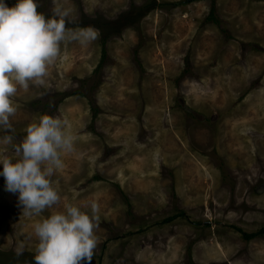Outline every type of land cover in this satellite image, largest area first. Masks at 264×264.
<instances>
[{"label":"rangeland","instance_id":"rangeland-1","mask_svg":"<svg viewBox=\"0 0 264 264\" xmlns=\"http://www.w3.org/2000/svg\"><path fill=\"white\" fill-rule=\"evenodd\" d=\"M56 4L96 39L62 42L46 84L17 87L0 136L18 143L47 113L74 151L51 177L60 202L38 215L0 177V264H34L32 225L64 203L91 215L92 201L82 264H264V235L246 237L264 227V0Z\"/></svg>","mask_w":264,"mask_h":264},{"label":"clouds","instance_id":"clouds-1","mask_svg":"<svg viewBox=\"0 0 264 264\" xmlns=\"http://www.w3.org/2000/svg\"><path fill=\"white\" fill-rule=\"evenodd\" d=\"M51 14L38 10V0H15L11 7L0 0V129L11 130L16 112L12 97L17 87L43 86L62 42L87 45L96 39L91 27H68L71 9L53 0ZM24 135L13 143L10 131L0 136V145H11L12 154L0 152V177L5 189L18 193L25 215L52 209L61 197L51 177L62 167L63 154L74 151L72 134L59 116L43 113L26 125ZM91 215L72 203L51 211L32 225L36 238L34 264H82L91 261L97 238L94 234L97 204ZM23 248L17 249L21 254Z\"/></svg>","mask_w":264,"mask_h":264},{"label":"trees","instance_id":"trees-1","mask_svg":"<svg viewBox=\"0 0 264 264\" xmlns=\"http://www.w3.org/2000/svg\"><path fill=\"white\" fill-rule=\"evenodd\" d=\"M188 1H198V0H188ZM213 9H212V11H211V13H210V16L208 17V20H210V19H213L212 17H213ZM146 12H144V11H141V12H136V13H134V16H136V18H142L143 17V15L145 14ZM103 56V58H104V55H102ZM102 58V59H103ZM101 66H99V68H100ZM257 235H264V227L258 232V233H256V234H254V235H248V236H246V237H248V238H253V237H255V236H257Z\"/></svg>","mask_w":264,"mask_h":264}]
</instances>
